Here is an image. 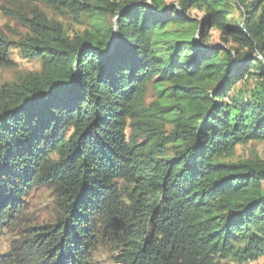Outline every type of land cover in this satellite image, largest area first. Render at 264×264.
Segmentation results:
<instances>
[{
	"label": "trees",
	"instance_id": "16d2710c",
	"mask_svg": "<svg viewBox=\"0 0 264 264\" xmlns=\"http://www.w3.org/2000/svg\"><path fill=\"white\" fill-rule=\"evenodd\" d=\"M33 1L92 21L71 35L34 6L0 35V65L42 61L0 89V264L264 257V158L229 160L264 141V0ZM40 188L54 222L29 212Z\"/></svg>",
	"mask_w": 264,
	"mask_h": 264
},
{
	"label": "rangeland",
	"instance_id": "374dc122",
	"mask_svg": "<svg viewBox=\"0 0 264 264\" xmlns=\"http://www.w3.org/2000/svg\"><path fill=\"white\" fill-rule=\"evenodd\" d=\"M178 0H167L169 4L176 3ZM41 8L46 14L56 21H60L69 34L81 33L85 29L90 28L88 25L92 20L89 17L83 16L82 20L77 21L74 16L68 12H59L42 3H33L31 0H0V35L11 42H17L25 38L29 33V28L25 25L23 18L32 12L33 7ZM239 13V12H238ZM237 13L236 20H240ZM240 14V13H239ZM192 17L202 16V12L193 9L191 11ZM111 20V18H110ZM211 41L214 45H219V33L214 30L212 32ZM19 49L11 48V55L13 59V66L6 67L0 65V89L2 86L19 81L25 73L32 71H39L42 67L40 59L28 60L21 57ZM151 94L155 95L154 90ZM151 100V95H150ZM261 157L264 158V141L251 142L247 145H240L237 147L236 154L229 160H238L242 158ZM29 212L39 223L54 222L57 215V203L55 196L51 189L40 188L35 190L28 199ZM12 236L4 234L0 241V252H6L10 247ZM100 256L103 264H113L111 253L105 250L96 252ZM260 260V259H259ZM258 261V260H257ZM246 262L241 264H253ZM224 264H240L235 261L226 260Z\"/></svg>",
	"mask_w": 264,
	"mask_h": 264
},
{
	"label": "clouds",
	"instance_id": "9594fccd",
	"mask_svg": "<svg viewBox=\"0 0 264 264\" xmlns=\"http://www.w3.org/2000/svg\"><path fill=\"white\" fill-rule=\"evenodd\" d=\"M253 264H264V257L260 258L258 261H254Z\"/></svg>",
	"mask_w": 264,
	"mask_h": 264
}]
</instances>
